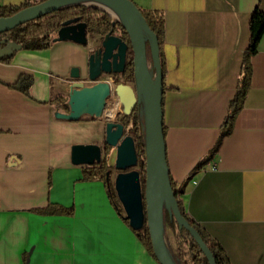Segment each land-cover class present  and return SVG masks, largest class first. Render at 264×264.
Returning a JSON list of instances; mask_svg holds the SVG:
<instances>
[{
	"label": "crops",
	"instance_id": "obj_1",
	"mask_svg": "<svg viewBox=\"0 0 264 264\" xmlns=\"http://www.w3.org/2000/svg\"><path fill=\"white\" fill-rule=\"evenodd\" d=\"M42 1L0 0V7ZM130 1L164 18L165 156L185 212L230 264H264V35L249 58L250 84L233 130L198 167L222 130L249 43V17L255 7L264 12V0ZM87 37L86 45L56 41L0 62V264H159L103 182L84 180L85 166L71 163L73 145H102L105 124L55 116L65 112L53 99L68 100L71 69L86 75L98 42ZM22 74L31 78L28 94L8 87ZM115 101L106 98L105 118L117 119ZM114 156L111 150L109 164ZM55 207L64 211L51 213Z\"/></svg>",
	"mask_w": 264,
	"mask_h": 264
},
{
	"label": "water",
	"instance_id": "obj_2",
	"mask_svg": "<svg viewBox=\"0 0 264 264\" xmlns=\"http://www.w3.org/2000/svg\"><path fill=\"white\" fill-rule=\"evenodd\" d=\"M81 5L106 13L111 18L112 26L116 22L120 23L128 36L129 46L113 35L111 30L91 49L86 75L82 76L78 68L71 69L70 79L73 82L67 95L68 111L57 113L56 118L75 122L82 116H89L91 120L105 124L102 145H73L70 152L71 163L76 166H93L105 158V146L111 148L115 154L113 168L117 171L113 180L114 190L123 209L124 219L133 231H140L146 225L156 261L159 264H176L164 238L166 208L178 226L190 234L207 263L215 264L198 232L181 216L170 186L163 135V85L158 42L134 3L130 0H44L10 17L0 18V35L57 10ZM146 38L150 41L149 61ZM66 40L86 45L88 37L85 24L77 19L67 21L57 32L53 42ZM129 47L134 69L132 85L111 86L107 82L98 81L104 75L114 78L115 75L123 73ZM19 50L20 45L7 43L0 48V58L12 57L13 53ZM85 79L94 83L85 85ZM111 94L120 107L117 119L104 117L106 98ZM137 104H141L139 115L144 139L143 187L137 171L138 158L134 140L121 123Z\"/></svg>",
	"mask_w": 264,
	"mask_h": 264
},
{
	"label": "trees",
	"instance_id": "obj_3",
	"mask_svg": "<svg viewBox=\"0 0 264 264\" xmlns=\"http://www.w3.org/2000/svg\"><path fill=\"white\" fill-rule=\"evenodd\" d=\"M35 4L22 3L21 5L15 7H0V18H6L14 15L22 9L30 7ZM141 17L146 22L149 30L156 36L159 48V59L162 72V85L164 92V79H165V64L162 56V43L164 37V18L162 13L157 11H151L146 9L138 8ZM77 19L78 22L85 24L86 33L89 36H103L112 30V34L118 36L123 42L129 46L128 36L118 22L111 25V18L104 12L95 9L87 8L85 6H72L57 10L55 12L49 13L38 19L24 23L15 29L3 33L0 35V48L4 47L7 43H14L21 46V50L28 52H41L50 48L55 39L57 32L62 28V26L67 22ZM249 30V43L244 52L241 71L238 76V84L228 105V111L224 123L222 125V130L220 135L208 153V155L200 161L199 166L204 165L210 158L216 154L222 139L228 135L233 130L234 120L239 113L240 109L245 100L246 92L250 84L251 66L249 58L255 54L258 50V45L264 35V12L260 11L257 7L252 11L248 22ZM147 49V45H146ZM11 57L0 58L1 63H8ZM133 60L132 52L130 47L128 48L126 55V62L124 71L122 74L115 75V80L119 83L122 81L124 84L127 82L134 81V71H133ZM31 85V78L27 75H20L15 83L8 85L9 88L18 90L24 94H28V89ZM53 102L61 111H68L67 100L64 97L57 96L53 99ZM141 104H137L130 115L125 116L121 123L126 127L127 133L133 138L135 149L138 158L137 171L139 172L140 182L143 187L144 182V139L143 131L140 124L139 111ZM163 135L165 137V128L163 126ZM106 156L100 162L93 166L83 168V179L90 180H100L106 187L108 197L111 203L116 208L120 217L124 220L126 224L128 221L124 219L123 209L119 203L115 190L111 188L112 180L111 175L114 172L112 164H109L108 158L111 148L106 147ZM168 178L170 186L172 188L174 198L177 201L178 208L181 216L193 227L201 237L202 241L208 247L210 253L214 258L215 264H230L227 256L225 255L221 246L214 240H212L208 233L198 224H196L185 212L184 206L180 200L181 189L175 187V183L170 178L168 173ZM114 185V183L112 184ZM63 209L55 207L51 210V213L62 212ZM164 221L165 227H167L174 240L175 244V256L174 260L176 264H208L205 256L201 252L198 245L192 239L190 234L183 228H180L173 218L172 214L168 209H164ZM138 236L141 243L147 249V251L154 257L151 247V241L149 237L146 225L140 231H134Z\"/></svg>",
	"mask_w": 264,
	"mask_h": 264
},
{
	"label": "rangeland",
	"instance_id": "obj_4",
	"mask_svg": "<svg viewBox=\"0 0 264 264\" xmlns=\"http://www.w3.org/2000/svg\"><path fill=\"white\" fill-rule=\"evenodd\" d=\"M149 43H150L149 39L146 38L148 61L150 59V56H149ZM119 83L124 84L122 81H120ZM130 83H133V82H130ZM112 165H113V163H112ZM116 174H117V171L114 170V172L111 175L112 184L114 183L113 180H114V177H115ZM112 184H111V188L114 189V185H112ZM164 238H165V243H166V246L168 248V251L170 252L172 257L174 258V256H175V244H174V240H173V237L171 235V232H170V230L167 227H165Z\"/></svg>",
	"mask_w": 264,
	"mask_h": 264
},
{
	"label": "built area",
	"instance_id": "obj_5",
	"mask_svg": "<svg viewBox=\"0 0 264 264\" xmlns=\"http://www.w3.org/2000/svg\"><path fill=\"white\" fill-rule=\"evenodd\" d=\"M87 36H89L88 34H87ZM95 38H97V40H100L101 38H102V36H94ZM109 81L111 84H115V83H117V81L113 78V76H110V75H107V76H102L98 81H101V82H104V81ZM83 83L85 84V85H92L94 82H90V81H83ZM120 84H122V83H120ZM140 124H141V126H142V121H141V119H140ZM207 166H209V165H207Z\"/></svg>",
	"mask_w": 264,
	"mask_h": 264
},
{
	"label": "bare ground",
	"instance_id": "obj_6",
	"mask_svg": "<svg viewBox=\"0 0 264 264\" xmlns=\"http://www.w3.org/2000/svg\"><path fill=\"white\" fill-rule=\"evenodd\" d=\"M112 15H113V16H115V14H114V13H112Z\"/></svg>",
	"mask_w": 264,
	"mask_h": 264
},
{
	"label": "flooded vegetation",
	"instance_id": "obj_7",
	"mask_svg": "<svg viewBox=\"0 0 264 264\" xmlns=\"http://www.w3.org/2000/svg\"><path fill=\"white\" fill-rule=\"evenodd\" d=\"M114 79H115V77H114Z\"/></svg>",
	"mask_w": 264,
	"mask_h": 264
}]
</instances>
